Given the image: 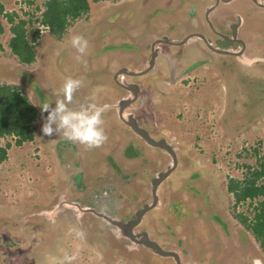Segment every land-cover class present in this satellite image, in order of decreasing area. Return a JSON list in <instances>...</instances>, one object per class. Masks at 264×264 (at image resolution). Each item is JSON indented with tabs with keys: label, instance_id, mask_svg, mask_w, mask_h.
Masks as SVG:
<instances>
[{
	"label": "rangeland",
	"instance_id": "rangeland-1",
	"mask_svg": "<svg viewBox=\"0 0 264 264\" xmlns=\"http://www.w3.org/2000/svg\"><path fill=\"white\" fill-rule=\"evenodd\" d=\"M3 1L7 10L29 18L37 4L43 10L45 0ZM209 2L213 0L92 1L89 13L75 20L62 40L47 36L39 50L41 58L32 66L19 63L10 53L6 23L7 31L0 38V83L17 82L28 95L30 84L13 79L26 80L31 74L39 87L54 83L57 88L65 77L82 78L84 84L71 105L77 107L97 95L99 86L93 80L112 83V59L134 69V58H142L141 50L154 33L178 35L177 30L197 23L201 27ZM231 3L244 17L245 32L252 37L248 52L258 57L256 63L248 67L238 62L252 60L238 57L236 61L232 55L223 60L209 53L213 64L193 69L207 56L198 54L203 42L197 47L173 46L177 48L172 60L163 58L153 72L135 78L142 90L129 111L154 138L169 141L178 155L177 167L158 187V205L136 230L148 232L165 249L180 252L186 263H200L191 259L188 243L194 244L203 264H251L253 259L264 264L259 242L233 217L226 185L228 175L242 177L245 163L264 156V115L254 121L248 118L264 110V8L252 0ZM41 10L35 17L41 16ZM74 33L89 41L80 62L68 43ZM116 47L125 52H117ZM101 87L103 92L105 86ZM118 93L125 94L120 88ZM114 95L107 98L114 102L117 92ZM30 97L40 111V105L49 102V95L41 91L30 92ZM95 102L102 106L104 101ZM116 113L105 108L108 140L99 148L44 136L41 117L36 142L12 145L10 157L0 164V264H69L65 257L73 254L77 258L71 264H175L173 258L135 245L92 210L124 220L133 217L152 201V179L172 162L168 152L150 145ZM63 196L77 201L78 207L92 209L77 211ZM239 208L247 210L246 205ZM199 229L203 232L197 233ZM78 230L84 232L83 239L77 237Z\"/></svg>",
	"mask_w": 264,
	"mask_h": 264
},
{
	"label": "trees",
	"instance_id": "trees-1",
	"mask_svg": "<svg viewBox=\"0 0 264 264\" xmlns=\"http://www.w3.org/2000/svg\"><path fill=\"white\" fill-rule=\"evenodd\" d=\"M92 1L100 0H45L42 4L43 10L41 5L37 4L31 16L25 18L20 17L15 11L7 10L6 3L0 0V38L5 33L8 23L12 33L8 40L10 53L19 63H34L37 60V52L45 43L47 36L62 39L75 20L89 13ZM27 2L33 4L36 0ZM39 10L41 16L35 17ZM41 25L45 27L46 34L42 33ZM233 69L231 68V71ZM237 100L238 96L233 102L236 104ZM38 114V108L19 85L0 83V164L10 157L9 149L13 144L20 147L25 142L36 139ZM262 115L264 110L250 113L248 118L254 121L255 117ZM3 140L5 143H2ZM245 166L246 170H243L242 177L238 175L227 177V193L232 197L228 206L233 212V217L259 242L260 250L264 254V156L257 157L256 163L251 161L245 163ZM181 201L178 203H182ZM245 205L247 210L239 208ZM214 216L220 217L219 214ZM221 221L223 222L222 217Z\"/></svg>",
	"mask_w": 264,
	"mask_h": 264
},
{
	"label": "clouds",
	"instance_id": "clouds-1",
	"mask_svg": "<svg viewBox=\"0 0 264 264\" xmlns=\"http://www.w3.org/2000/svg\"><path fill=\"white\" fill-rule=\"evenodd\" d=\"M9 31H10V29H9ZM68 43L70 44V47L75 50V53H76L75 59L78 62L82 61V58L88 53V49H89L88 39L81 33H74V34L70 35ZM156 47L158 48V50H157V54H158L159 47L158 46H156ZM239 50H242V49H237L236 51H239ZM252 54L253 53L243 51L242 55H232V56L235 57L236 61H239L237 59L238 57L245 58L246 60H252V61H250L251 63L246 62V64H243L240 61L238 62L242 65L250 67L256 63V60L258 58ZM249 64H253V65H249ZM27 65H29V64H27ZM129 70H131V69H129ZM231 74H233V73H231ZM125 76H127V75L118 74L117 78L119 79V81L125 80L128 83L136 82L138 85H140V93H141V90H142L141 84H139V82H137V81L129 80V78L128 77L126 78ZM140 76H142V75H140ZM140 76H134V77H136L138 79ZM83 84H84V81L82 78H74L72 76H68V77L64 78V80H63V82L60 85L58 90H53V94L57 97L55 102H54V106H53V103H49V102H44L42 105H40V107H41V118L44 121L42 124V127H41V132L44 136L60 137V138L67 140L69 142L76 143L79 145H83L87 149L99 148L104 143H106L108 140L107 133L105 131V128L103 127V124H104L103 115H104L107 103L106 104L103 103L102 106L99 105L98 103L95 102V96L93 95L86 102L79 104V106H77V107H72L71 105L73 104L74 96H75L76 92L83 86ZM137 98H138V96H137ZM133 103L130 106H128L127 108H125V110H124L125 116L130 114L129 111L132 108L131 106L133 105ZM118 105H116V106L119 108ZM45 113L47 115H44ZM118 113H119V110H118ZM133 115L135 116V114H133ZM118 116H119V114H118ZM119 118H120V116H119ZM137 120H138L139 124L141 125L138 118H137ZM122 122H123V120H122ZM123 123H125V122H123ZM157 148H159V147H157ZM176 152H177V150H176ZM256 161H257V159H256ZM158 195H159V193H158ZM62 198H63L62 200H65L67 203L73 204V206H75V208H78L77 211L92 209V208L78 207L79 203H77V201H75L73 199H67V198H65V196H63ZM59 203H61V202L59 201ZM158 203H159V200L157 202V205H158ZM92 210L97 212L95 209H92ZM102 213H105V212H102ZM105 214H107V213H105ZM107 215H109V214H107ZM109 216L115 218L112 215H109ZM76 219L79 220V218H76ZM116 219H119V218H116ZM128 219H130V218H128ZM119 220L127 221L124 219H119ZM109 224H111V223H109ZM111 225L114 226L118 230V228L115 225H113V224H111ZM136 227L134 228V231L139 232L136 230ZM118 231H120V229ZM142 232H146V231H142ZM120 233L123 235V233L121 231H120ZM146 233L149 235L148 232H146ZM76 235L79 239H83L85 234L82 230H78L76 232ZM123 236H125V235H123ZM125 237L128 238L132 243H134L137 246H141L144 248L151 249L147 246H144L143 244H138V243L134 242L131 238H129L127 236H125ZM149 237H150V235H149ZM151 239H153V238H151ZM153 240H155V239H153ZM155 241H157V240H155ZM187 247L188 248H186V249L191 256V259L192 260L199 259L197 254L194 255V253H193V252H196L194 244H188L187 243ZM151 250H153V249H151ZM166 250H172V249H166ZM173 251H175V250H173ZM176 252L179 254L180 259L184 264H195V263H186L182 259V254L178 251H176ZM154 253H156V252L154 251ZM156 254L159 256H163V255H160L158 253H156ZM163 257L171 258V259L173 258L171 256H163ZM76 258H77V254L67 255L65 257V260L68 261L69 264H71V262L74 261ZM173 261L175 264H177L174 258H173ZM196 262H198V260ZM59 264H64V261H60ZM199 264H202V262H200ZM251 264H261V261L258 259H253L251 261Z\"/></svg>",
	"mask_w": 264,
	"mask_h": 264
},
{
	"label": "flooded vegetation",
	"instance_id": "flooded-vegetation-1",
	"mask_svg": "<svg viewBox=\"0 0 264 264\" xmlns=\"http://www.w3.org/2000/svg\"><path fill=\"white\" fill-rule=\"evenodd\" d=\"M232 1L213 0V2H209L204 7L206 9V20L203 19V24H201V27H200V24L197 23V25L194 26V28H188L191 30H186L187 31L186 35H184L183 38L179 41L178 40L176 41V39H174V38L173 39L170 38V36L168 37V39H170L174 42H181L190 36V38H188L185 42L186 46L189 45V46L197 47L198 43L203 42V45H202L203 47L200 48V53H198V54L199 55L206 54L207 56L199 59L196 62V66L192 65L191 68L194 67L193 69H195V68L200 67V66L201 67L211 66L213 64V59L208 58L209 53H214V55L216 57L218 55V58H221L223 60L226 59V55H230V56L233 55V54L220 53L214 49H211L207 45L206 41L200 36L201 34L204 35L205 37H207V39L210 40L211 44L218 49H226V50H230V51H236L237 49H243V51H245V52H248V49L250 51L252 50V45H251L252 40H250L251 36H249L247 34V32H245V30H247L248 27L245 25L244 17L241 15V13H239V11L237 9H235L231 6ZM252 1H254V0H252ZM261 3L264 4V0H259V3L255 2V4L257 6L264 8V6L261 5ZM199 20L201 22V18H199ZM213 23H214V25H213ZM173 28L175 29L176 26H174ZM206 29H207V31H206ZM181 30L183 31V29H181ZM251 34L253 35V32H250V35ZM163 38H164V35L155 36L149 42L148 46L151 49V51H150L151 54L149 56V59H151V55L153 52L152 47H151L153 42H155L157 39H163ZM160 44H172V43H168V42L156 43L155 48H157L156 46L159 47ZM178 45H181V44L173 43V46H178ZM175 48L176 47H173V50ZM207 50H208V53H206ZM159 52H160V50H159ZM174 54H175V50L173 51V56H175ZM223 55H225V56H223ZM219 63H220V61L216 62V64H219ZM223 64H225V63L223 62ZM117 71H119V70H117ZM125 77L126 78L128 77L129 80H132V81L137 80V79H135L136 77H134V76L127 75ZM132 84H137V83L132 82ZM139 84H140V82H139ZM138 87H139V91H138V97H139L140 85H138ZM122 90L125 94L118 93L117 99H119V100L116 101L117 100L116 99L114 101L116 103L106 102L107 103V104L105 103L106 108L113 109L114 111L118 112L119 108L116 105H118L119 102L125 97H133L134 94L131 90L125 89V88ZM141 126H142V124H141ZM147 130H149V129H147ZM76 175L78 176L79 174H76Z\"/></svg>",
	"mask_w": 264,
	"mask_h": 264
},
{
	"label": "water",
	"instance_id": "water-1",
	"mask_svg": "<svg viewBox=\"0 0 264 264\" xmlns=\"http://www.w3.org/2000/svg\"><path fill=\"white\" fill-rule=\"evenodd\" d=\"M225 1H232V0H225ZM254 1L259 3V0H254ZM261 5L264 6V4H262V3H261ZM200 36L206 41L207 45L211 49H214L220 53L233 54V55H242V53H243V49L239 50V51H230V50H226V49H218L211 44L210 40L207 39V37H205L202 34ZM188 38H190V36ZM188 38L184 39L181 42H174V41L168 39V37H166V36H164L163 39H157L152 44V51L153 52H152L151 59H150V62H149V65L147 68H145L143 70H129L128 68H122L119 71H117L115 78H116V81L118 82V84L120 86L124 87L125 89L131 90L134 94L133 97H125L119 102L118 106H119L120 118L123 120V122H125V124H127L129 127H131V129H133L134 132H136L138 135L142 136L150 145L166 150L172 156V162L166 170L159 172L152 179L153 199L150 203H146L141 208L137 209L134 217L128 219L127 221H122V220L113 218V217H111L105 213L96 212L100 216L104 217L109 223L115 225L118 228V230L120 229V231L123 233V235L131 238L134 242H136L138 244H143L144 246H147V247L153 249L156 253H158L160 255L173 257L177 264H184V263L181 261L180 256L176 251L164 249L157 241L151 239L146 232H135L134 231V228L141 223L145 214L149 210H151L152 208L157 206V202L159 200L158 187H159L160 183L162 181H164V179H166L172 173V171L177 167V165H178L177 152H176L175 147H173L166 139H164V138L155 139L147 129H145L144 127H142L139 124L137 118L132 113L125 116L124 110H125V108L130 106L137 99L139 87H138V84L128 83L125 80L119 81L117 76H118V74H124V75H130V76H140V75H144V74L148 73L153 68V65L155 63V58L157 56L158 48L157 49L155 48L156 43L168 42V43H172V44L173 43L184 44Z\"/></svg>",
	"mask_w": 264,
	"mask_h": 264
},
{
	"label": "crops",
	"instance_id": "crops-1",
	"mask_svg": "<svg viewBox=\"0 0 264 264\" xmlns=\"http://www.w3.org/2000/svg\"><path fill=\"white\" fill-rule=\"evenodd\" d=\"M177 25L178 24H176L175 26L177 27ZM186 30H191V29H183V31L182 30H177V31H179V32H181L180 34H178V35H175V34H171V33H168V32H162V31H160V32H156V33H154L151 37H150V39H149V42H150V40H151V38H154L155 36H162V35H164V36H167V37H169L170 36V38H174V39H176V41L178 40H181L182 38H183V36L184 35H186V33H187V31ZM6 31H7V29H6ZM5 31V32H6ZM8 32H10L9 30H8ZM5 34V33H4ZM12 35V34H11ZM11 35H9V37L11 36ZM57 40H62V39H58L57 38ZM149 42H148V44H149ZM182 45H184V47H187L186 46V43L185 44H181L180 46H182ZM152 47V46H151ZM117 48V52H125V49L124 48H119V47H116ZM177 48V47H176ZM180 49H183V47H181ZM159 50H160V52H158V54H157V56H156V58H155V63H154V65H153V68L148 72V73H146V74H144V75H147V74H149V73H151V72H153L158 66H161V63H162V61L164 60V59H167V58H170L171 60L173 59V44H160L159 45ZM150 51H151V49H150V47L147 45V48L145 49V46H144V49L143 50H141V52L143 53V56H142V58L141 59H138V57L137 58H134L137 62V64L135 65L136 67H134V69L133 68H131L129 65H126V64H124V63H118V62H113V59H112V63H113V65L114 66H112L111 67V81H112V83H108L107 81L104 83V82H100V81H95V80H93V84L94 85H96V86H99L98 88H96V90L95 91H97V95H95V99H97V100H99L100 99V101H101V103H102V101H104L103 103H105V101L106 102H113V99L112 100H109L107 97H109L108 95L110 94L111 95V97L112 96H115L114 95V93L115 92H117V94H118V88H120L121 90L122 89H124L123 87H121L118 83H117V85L119 86V87H117V85L115 84V83H113V79H115V81H116V78H115V76H116V73H117V70H120L121 68H128V69H131V70H143V69H145V68H147L148 67V65H149V56H150ZM183 51H186V50H183ZM139 54L140 53H138L137 54V56H139ZM187 54V53H186ZM184 55H185V53H183V58H184ZM41 58V54L39 53V51L37 52V60L36 61H39V59ZM164 58V59H163ZM57 60L59 59V58H56ZM130 61H133V60H130ZM36 62H34V63H31L30 65L32 66V65H34ZM44 67V66H43ZM163 68L165 69V66H163ZM171 69H173V67H171ZM115 74V75H114ZM31 75V74H30ZM28 76L27 77V79L26 80H24V79H22V78H18V77H16L15 79H13V80H19V83H24V85H28V84H30L29 85V88H31V90H33V92L30 90L29 91V93H28V95H29V97H30V92L31 93H35V92H38V91H41L42 93H44L45 95H49V103H53V106H54V102H55V100H56V96L53 94V90H58L59 89V87H60V85H59V87H57L56 88V85L54 84V83H52L51 85H50V83L47 85L48 87L47 88H45V84H42L43 86H38L37 85V81L34 79L35 78V76L33 77L32 75L31 76ZM154 75H156V73H154ZM156 76H159V77H161V75H156ZM30 77H32L33 79L31 80L30 79ZM66 78V77H65ZM13 80H11V81H13ZM26 81H27V83H26ZM15 83V82H14ZM17 83V82H16ZM15 83V84H16ZM26 83V84H25ZM17 85H20V84H18L17 83ZM101 86H105L104 88H103V92L101 91V89H102V87ZM21 87V86H20ZM35 88H36V90H35ZM47 89V90H46ZM103 94V95H102ZM105 98H107L108 99V101L105 99ZM30 99H31V97H30ZM117 99V98H116ZM115 99V100H116ZM32 100V99H31ZM119 99H117V101H118ZM32 102L38 107V109H39V106H38V103H36L35 102V100L33 101L32 100ZM102 103V104H103ZM39 111V114H38V118H37V120H36V127H37V125H38V123H39V119H40V117H41V111H40V109L38 110ZM118 113V112H117ZM116 116H117V114H116ZM119 117V116H118ZM125 124V123H124ZM35 132H36V129H35ZM37 140L36 139H34V141L33 142H36ZM28 142H31V143H33L32 141H28ZM56 145V144H55ZM198 228H200V226H197V228L196 229H198ZM200 230H202V232H203V229H199V230H197V233L200 231ZM195 251V250H194ZM194 253V255L196 254V252H193ZM201 257H202V255H201ZM201 258H199V259H196V260H198V262H202L203 260L201 259ZM204 263V261L202 262V264Z\"/></svg>",
	"mask_w": 264,
	"mask_h": 264
},
{
	"label": "bare ground",
	"instance_id": "bare-ground-1",
	"mask_svg": "<svg viewBox=\"0 0 264 264\" xmlns=\"http://www.w3.org/2000/svg\"><path fill=\"white\" fill-rule=\"evenodd\" d=\"M259 260V259H258ZM262 263V262H261Z\"/></svg>",
	"mask_w": 264,
	"mask_h": 264
}]
</instances>
